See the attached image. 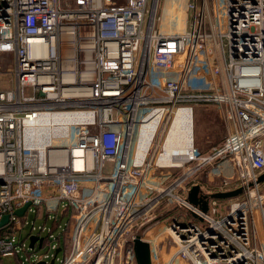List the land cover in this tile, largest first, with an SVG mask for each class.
<instances>
[{
    "label": "built area",
    "instance_id": "obj_1",
    "mask_svg": "<svg viewBox=\"0 0 264 264\" xmlns=\"http://www.w3.org/2000/svg\"><path fill=\"white\" fill-rule=\"evenodd\" d=\"M0 57V258L138 264L139 237L151 264L166 240L192 264H264V0H0ZM180 110L201 139L158 165ZM44 114L75 118L62 145L30 138ZM30 213L54 254L17 237Z\"/></svg>",
    "mask_w": 264,
    "mask_h": 264
},
{
    "label": "bare ground",
    "instance_id": "obj_2",
    "mask_svg": "<svg viewBox=\"0 0 264 264\" xmlns=\"http://www.w3.org/2000/svg\"><path fill=\"white\" fill-rule=\"evenodd\" d=\"M76 120L72 116H55L50 117L47 114L41 116L38 120L37 129H30V134L36 136H30L39 146H43L45 143L52 141L55 145H62L64 140L62 139L61 125L67 123H74ZM194 113L189 110H180L177 119L169 132V136L164 146L163 156L158 161V165H170L180 164L183 160L173 162V156H180L188 152V148L195 143L194 142ZM56 129V131H53ZM44 130L45 132L39 136V132ZM153 125L146 126L142 131V139L139 143V147L136 148L138 152V161L140 162L146 155V149L148 147L151 131ZM145 134V135H144ZM70 142V141H69Z\"/></svg>",
    "mask_w": 264,
    "mask_h": 264
},
{
    "label": "rangeland",
    "instance_id": "obj_3",
    "mask_svg": "<svg viewBox=\"0 0 264 264\" xmlns=\"http://www.w3.org/2000/svg\"><path fill=\"white\" fill-rule=\"evenodd\" d=\"M160 13H163L162 9H161ZM168 13L171 14L172 13V9L168 8ZM12 64H13V58L12 57H10L9 59H7V58L3 59V58L0 57V66L10 67ZM195 119H196V117H194V123H193L194 124V134H195V124H196ZM224 135H225L224 130H222L221 133H220V137L223 138ZM213 136H217V133H213V135L210 136V137H213ZM205 137H206V133H205ZM205 137H203L202 140H204ZM200 139H201V135L200 134H195L194 135V142H196V140H200ZM198 145H199V147L203 148L204 142L202 141V143H198ZM171 181L172 180L167 181V182L165 181L163 185L168 186V185H170ZM224 205L225 204H223L222 206H224ZM55 207H56L55 203H50V209L51 210L55 209ZM52 214H54V212H52ZM34 221H36V227L37 228H39L41 226H45L46 229L47 228L49 229V228H55V226H56L54 221L49 219L48 216L46 217V215H44L43 217H39L38 216L36 218V214L30 213V215L28 217L29 226H27L24 229V231L21 233V235L20 234L17 235V237H21L23 239H27V249H28V251H29V238H28L27 235H29L30 230L32 228V223ZM36 234H37V232L35 231V232L31 233L30 235H36ZM47 234H48V231L40 234V236H41V238H46ZM53 243L55 244L56 241H54ZM53 243H51L47 239V242L45 243V245L42 248H39V245H37L34 252L37 255H41L42 257L44 255L54 254L55 250L52 248V244ZM32 252L33 251H31L29 253L31 254ZM158 252H159L160 264H169L170 261H172L171 264H192L190 259H189V257H188V255L186 253H184V252L181 253L179 251V246L177 244H175V243L171 244V247L169 249H167L166 245L164 247L159 246ZM20 256H24L25 257L26 255L22 254ZM60 256L63 257V254H61ZM20 259L21 258L19 256H14V257L13 256H5L3 258H0V264H21L20 263L21 262ZM25 264H28V263H25Z\"/></svg>",
    "mask_w": 264,
    "mask_h": 264
},
{
    "label": "water",
    "instance_id": "obj_4",
    "mask_svg": "<svg viewBox=\"0 0 264 264\" xmlns=\"http://www.w3.org/2000/svg\"><path fill=\"white\" fill-rule=\"evenodd\" d=\"M264 181V176L260 178V182ZM200 193V186H194L189 194L188 201H190L194 205H198L199 203L202 204V209L204 212L208 209L207 198L206 197H199ZM241 193V190L231 192L230 194H217L215 197L217 198H231L232 196H237ZM30 206H26L23 209L17 210L16 215L22 216L25 214ZM9 217L3 218L0 221V228L6 226L9 222ZM29 247L35 248V245L38 243L39 248H42L46 238H41L40 235H30L29 237ZM134 252H136V257L138 260V264H151V256H150V248L149 245L144 243L139 237L134 242ZM55 259H52L48 264H54ZM36 264H47L45 261L37 262Z\"/></svg>",
    "mask_w": 264,
    "mask_h": 264
},
{
    "label": "crops",
    "instance_id": "obj_5",
    "mask_svg": "<svg viewBox=\"0 0 264 264\" xmlns=\"http://www.w3.org/2000/svg\"><path fill=\"white\" fill-rule=\"evenodd\" d=\"M49 207H50V205H49ZM50 209V208H49ZM52 212H56V213H59V214H61L60 216L62 217L63 216V213H61L58 209H57V207H55V209H53V210H51L50 209V213H52ZM47 215V214H46ZM29 217V216H28ZM37 218V217H36ZM36 222V221H35ZM28 236V235H27ZM167 240L165 241V242H162L161 244H160V246L161 247H164L165 245H166V247H167V249H169L170 247H171V244H167ZM37 245H39L38 243L35 245V246H37ZM44 246V245H43ZM62 252H63V249L62 248H58V250L56 251V254H62ZM60 254V255H61Z\"/></svg>",
    "mask_w": 264,
    "mask_h": 264
}]
</instances>
